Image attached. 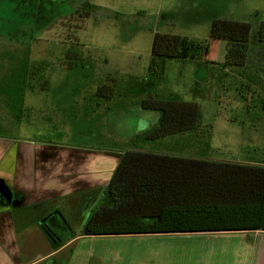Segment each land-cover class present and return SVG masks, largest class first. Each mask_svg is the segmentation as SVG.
Masks as SVG:
<instances>
[{"label": "rangeland", "instance_id": "rangeland-1", "mask_svg": "<svg viewBox=\"0 0 264 264\" xmlns=\"http://www.w3.org/2000/svg\"><path fill=\"white\" fill-rule=\"evenodd\" d=\"M87 3L97 9L84 17L90 11ZM215 19L245 23L252 35L264 19V0H0V82L19 60L44 67L32 80L33 90L24 93L18 122L0 96V139L93 151L166 155L185 150L193 145L188 137H148L158 126V113L96 93L111 79L147 80L156 34L193 40L203 49L202 61L225 64L229 44L208 40ZM249 46L254 51L244 70L232 67L224 78L217 74L211 81L194 61L161 51L169 59L164 84L155 94L165 101L198 104L202 124L210 131V140L203 139L208 142L204 153V145L196 144L174 155L264 166V46ZM43 82L47 86L42 90ZM196 82L202 85V99L192 97ZM67 202L59 203L61 235L82 230L80 219L87 216ZM173 239L157 238L192 243L194 264L202 257L198 248L219 244L211 234ZM129 248L136 250L135 245Z\"/></svg>", "mask_w": 264, "mask_h": 264}, {"label": "trees", "instance_id": "trees-1", "mask_svg": "<svg viewBox=\"0 0 264 264\" xmlns=\"http://www.w3.org/2000/svg\"><path fill=\"white\" fill-rule=\"evenodd\" d=\"M86 6L90 11L84 17L97 9L90 3ZM250 35L251 29L245 23L213 20L209 42L229 44L226 62L219 65L202 61L203 49L193 40L156 34L148 79L128 77L121 83L111 79L98 88L96 95L107 101L117 97L122 102L139 105L144 112L158 113V126L149 134L150 139L188 136L192 144L204 145V153L208 142L204 143L203 139L210 140V131L202 124L199 105L165 101L155 94L164 84L169 59L161 51H173L182 61H194L211 81L217 74L224 78L232 67L238 72L247 67L248 56L254 51L249 43L264 46V19ZM27 61V58L19 60L0 82V96L15 122L20 120L24 93L33 90L32 80L41 75L44 68L43 65L30 66ZM46 86L43 82L40 88L43 90ZM201 89L202 85L196 82L192 97L202 99ZM248 227L264 231V166L133 150L122 152L103 198L88 217L82 235L201 234L235 232ZM52 245L57 249L60 244Z\"/></svg>", "mask_w": 264, "mask_h": 264}, {"label": "crops", "instance_id": "crops-1", "mask_svg": "<svg viewBox=\"0 0 264 264\" xmlns=\"http://www.w3.org/2000/svg\"><path fill=\"white\" fill-rule=\"evenodd\" d=\"M122 152L0 139V264H194L193 244L172 240L196 233L85 237L82 228L60 234L59 203L68 201L76 212L91 215ZM86 217L80 219L83 227ZM207 234L219 244L198 248L197 264H264V231L248 227L196 235ZM51 242L60 245L54 249Z\"/></svg>", "mask_w": 264, "mask_h": 264}, {"label": "flooded vegetation", "instance_id": "flooded-vegetation-1", "mask_svg": "<svg viewBox=\"0 0 264 264\" xmlns=\"http://www.w3.org/2000/svg\"><path fill=\"white\" fill-rule=\"evenodd\" d=\"M59 228H60V226H59ZM51 233H52V229H51Z\"/></svg>", "mask_w": 264, "mask_h": 264}]
</instances>
